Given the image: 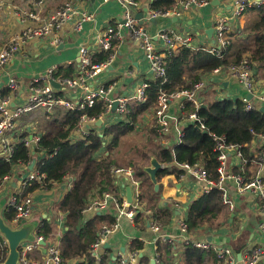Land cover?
<instances>
[{
    "label": "crops",
    "instance_id": "crops-1",
    "mask_svg": "<svg viewBox=\"0 0 264 264\" xmlns=\"http://www.w3.org/2000/svg\"><path fill=\"white\" fill-rule=\"evenodd\" d=\"M38 1L0 0V5L3 6L0 11V53L14 35L21 33L27 26L35 24L31 21H24L25 11H40L41 17L44 18L53 14L64 3L72 2L77 8V11L81 12L79 16L89 14L92 16V20L82 22V28L80 30L74 28V22L66 24L58 33L61 39V44L58 48H53L50 45V40L47 38L29 42L7 66L0 70V96H9L11 94V90L8 87L11 79H16L19 82L20 87L12 106L28 101L29 96L32 94L30 83L37 76L44 74L49 68L55 67L57 72L62 67L76 64L79 73L77 59L80 57L81 48L83 46L89 47L92 54L101 52L99 38L108 28L118 27L120 24L123 25L125 23L127 10L116 0H44L43 5L37 7L36 3ZM233 2L234 0H209V3L203 7L193 6L184 12L178 24L173 22L174 16L166 17L163 15L154 17L155 21L152 22V11L148 5L150 0L142 4L139 3L140 7L131 9V12L134 14L135 19L138 15H143L142 20H136L153 37L156 45L159 47L163 48V45L158 38V34L163 30H171L190 35L192 39L188 47L190 46L193 50H206L215 41L216 19L221 14L228 13L233 7ZM145 9L149 11L146 13ZM259 18L260 14L258 10L254 8L246 12L242 17L231 22L232 51L229 52L231 58H234L240 48L253 45L254 40L250 36V32L252 26L259 21ZM112 52L113 58L110 66L93 81L95 86L110 83L116 84V88L112 92L111 97H117L119 95L130 96L138 90L141 84L154 79V74L145 57L140 42L133 39L127 27L123 26L119 28V37L115 38L113 42ZM209 74L203 76L202 79L206 78ZM207 79L210 84L199 96L201 106H206L211 102L222 99H243L248 96L239 81L236 78L230 77L227 73L216 76L210 74ZM254 80L257 84V94H264V68H259V66L255 65ZM41 85V83L37 84V86ZM4 90H8L6 95L2 94ZM58 91L61 97L73 100L74 102L80 101L84 94L82 90H64L61 86ZM137 105L138 103L131 102L129 109ZM59 109L68 110L63 106L57 107L49 113L39 109L23 115L18 120L14 132L7 135L6 142L15 149L16 143L25 139L21 138L23 135H27L26 138L29 139L32 136L40 135L42 137L49 131V122L51 123L58 116L57 111ZM154 109L155 103L152 105L150 111L142 114L136 126V129L138 126H144L147 129L150 128L152 130L151 132L155 133H143L145 137L143 141L146 149L142 150L140 154L138 153V156L131 161L129 166L125 167L119 164V167L116 169H133V164L138 169H145L151 166V161L155 158L161 163V170L168 169L169 167L176 168L177 170L173 171V169H170L172 171L167 174H163V171L161 172L160 170L157 176L158 191H156L150 176L149 178L140 177L135 168L134 177L140 181L139 188L132 185L133 176H128L124 173L114 175L117 191L114 190L109 193L120 196L127 202L125 188L127 184L131 186L133 201L137 198L138 192H141L140 196L142 198L140 199V203L144 209L143 213L146 216L144 220H147V222L137 223L127 217H122L119 221L120 226L118 230L110 234L107 238L106 243H109L110 246L108 248L103 246L99 250L100 259L98 262H101L104 257L109 256L111 258L109 260L110 264H120L119 253L130 261V255L137 253L136 260L132 261L131 264H144L142 259H148L150 264H161L162 260L164 262L168 261L169 264H184L185 253L189 247L185 242L187 238L193 241L210 242L215 247L231 248L237 255V264H264V255L257 262L253 263L246 258L245 254L246 250L255 248L264 249L263 200L255 196L252 192H240L234 181L227 180L222 184V188H220L228 195L229 200L232 202V207L224 205L221 214L212 226L204 225L190 233L187 232L186 235L182 233L180 222L187 217V208L190 203L204 195V183L192 174L184 171L180 165L176 163L167 164L161 152L163 149H169L174 155L177 143L179 142L180 131L182 130L185 133V130L191 122L187 120V115L181 109L180 105L173 103L171 109L176 121L173 123L169 133H162L157 125ZM118 122L120 121L116 119L115 112H111L104 119L101 127L90 123H87L86 126L90 125L92 129L102 133L104 128L110 127ZM73 136L74 140L84 139L81 138L78 132H75ZM110 141L111 137H106V144ZM4 146V142H0L1 157L4 156ZM250 148L255 157L260 153H264V140H254ZM113 154L115 157L116 152L114 151ZM157 155L160 157L159 159L156 158ZM45 156L46 153H41L38 158L41 159ZM38 158L36 157V160L33 161L35 162L33 171L36 169V162L37 160L39 161ZM116 160L118 161L117 158ZM252 166H254L251 170L252 176H249L245 169L242 170L245 167V163L238 156V153L234 150L228 153V172L241 174L239 171H242L246 175L244 176L243 173L241 175L247 179H253L261 175L264 180L262 162L259 161V164L254 163ZM31 171L30 166L26 167L21 165L15 168L13 175L5 180V183L0 188V203H3L5 206L4 213L10 207L9 202L11 197L14 194L18 195L21 191L23 179L27 178ZM66 180H69V178ZM71 187L72 182L70 179L63 184L55 183L50 189H40L29 195L33 199V215L29 222H37L40 227L43 220L47 219L55 227L56 238L53 241L46 240L47 244H56L59 247V239L67 229L64 224L65 217L57 210L56 206ZM145 193L147 195H144ZM94 196L96 199H100L104 196V193L102 195L95 194ZM153 204H157L160 208L167 207L174 210V215L169 225L160 228L158 231L152 230L151 227L153 225L149 223L153 212L147 213L151 210ZM117 213L116 206L110 204L101 214L110 215V217L115 218ZM98 214L100 213H87L85 211L84 215L82 213V216L87 221ZM210 238L211 241L209 240ZM134 241L143 243V249L132 251ZM159 248H161L160 252ZM167 251L170 252L169 255H167ZM44 254L45 249L43 248L35 251L32 257L40 259L44 257ZM81 261L83 260H72L66 262V264H78ZM153 261L154 263H152ZM205 264L216 263L214 260H208Z\"/></svg>",
    "mask_w": 264,
    "mask_h": 264
},
{
    "label": "trees",
    "instance_id": "trees-1",
    "mask_svg": "<svg viewBox=\"0 0 264 264\" xmlns=\"http://www.w3.org/2000/svg\"><path fill=\"white\" fill-rule=\"evenodd\" d=\"M134 1L142 4L149 0ZM176 2L177 0H150L148 5L152 12L165 14L176 6ZM257 10L260 18L252 26L250 32L254 43L250 47L240 48L234 58L229 55V52L232 51L231 44L223 50L221 56H216L204 49L193 50L188 46L167 53L164 59L165 77L154 78L146 82L148 84L147 100L130 108L125 120L104 128L102 133L93 129L86 138L74 140L73 134L83 117L99 118L105 113L106 104L100 100L92 108L59 109L58 114L55 112L58 116L51 123L49 122V131L41 137L34 150L26 147L21 141L16 143L10 160L7 161L6 158L0 156L1 188L6 178L13 175L15 168L21 165L29 167L36 157L38 158L41 153H46L44 158H38L39 161L36 162V171L39 174H44L45 178L41 181L36 180L27 187L22 193L23 198L40 189H50L55 183L63 184L71 179L72 187L56 206L57 210L64 215V224L67 228L59 239V248L65 262L83 260L78 264H110L109 256L98 262L92 255L91 247L100 238L104 227L110 228L115 224V218L110 215L98 214L85 221L82 213L88 207L91 199L95 198V194L102 195L117 191L113 170L119 167V162L113 153L124 137L135 132L142 114L150 111L161 92L172 94L188 89L193 83L200 81L203 76L218 68L224 69L233 64H239L247 56L259 68H264V5L258 7ZM111 54H113L112 51L93 53L92 63L106 62ZM77 67L76 64L62 67L54 77L56 79L73 78L79 74ZM7 93L8 90H4L2 94L6 95ZM184 113L187 116L196 113L200 123L188 125L174 155L169 149L162 150L161 154L167 164L176 163L180 166L201 164L209 179L218 182L220 178L218 153L215 151V141L212 135L225 136L228 145L240 148L243 160L246 161L242 170L245 169L248 175L252 176L251 170L254 167L252 165L259 164V160L254 156L250 145L254 140H261L260 137L264 134L262 109L247 110V104L243 99H222L206 106L202 105L198 109L192 103L187 102ZM26 137L27 135H23L21 138ZM106 137H111L108 144L105 142ZM53 153L56 154L51 157L50 155ZM158 155L157 159L160 158ZM133 167L136 168L140 177L149 178L145 169H138L134 164ZM170 169L177 170L169 167L161 172L167 174L172 171ZM239 173L244 175L242 171ZM67 178L69 180H66ZM246 180L252 179L246 178ZM223 194V190L215 187L210 193L204 194L190 203L185 218L189 233L204 225L212 226L216 222L224 206ZM141 198L142 196H140ZM151 211L153 214L149 223L157 224L159 228L168 226L174 215L173 209L160 208L157 204L151 206ZM4 217L9 224H12L16 217V211L9 207L5 210ZM145 217L144 213L138 212L135 222L146 223ZM37 235L43 237L44 240L53 241L56 238L53 223L44 219L37 230ZM133 244L132 251L143 249V243L134 241ZM160 250L161 248H159V252ZM166 253L170 254L168 251ZM7 255L8 246L0 235V264L6 260ZM142 260L144 264H150L148 259ZM208 260H214L216 264L220 263L214 250L189 246L185 253L184 264H205ZM161 264H169V262L162 260Z\"/></svg>",
    "mask_w": 264,
    "mask_h": 264
},
{
    "label": "built area",
    "instance_id": "built-area-1",
    "mask_svg": "<svg viewBox=\"0 0 264 264\" xmlns=\"http://www.w3.org/2000/svg\"><path fill=\"white\" fill-rule=\"evenodd\" d=\"M111 1V0H110ZM121 6L126 8L127 12L125 15V23L120 24L118 27H110L107 31L99 38L102 51L111 52L113 50V42L115 38L119 37V28L127 27L132 35L133 39L140 42L146 59L148 60L151 70L154 74V78H164L165 77V65L164 59L167 53L176 51L177 48L188 46L191 42V36L187 34H181L176 31L163 30L158 34V38L161 40L163 48L156 45L153 37L149 35L146 30L138 24L135 19L134 14H132L131 9L140 7L139 3L134 0H116ZM44 0H39L36 6H42ZM209 3V0H177L176 6L171 10L167 11L165 14H160L152 12V18L158 17L160 15L166 17H177L182 18L185 11L189 8L203 7ZM264 5V0H234L233 7L228 13H223L215 21V41L214 44L207 48L206 50L210 53L221 56L223 50H225L232 42V28L231 22L237 18L242 17L246 12L251 9L258 8ZM3 8L0 5V11ZM77 11V8L72 2H66L60 6L53 14L42 18L41 12H28L25 11V22H33L34 25L27 26L21 33L14 35L9 43H7L0 53V70L7 66L10 61L19 53L24 46L29 42L39 39H49L50 45L53 48H58L61 44V39L58 33L62 28L70 23H75V29L80 30L82 28V22L87 20H92V16L89 14H82ZM173 17V18H174ZM190 47V46H189ZM92 51L89 47L83 46L80 50V64H79V74L73 78L66 79H56L54 77L56 73V68H49L44 74H41L34 78L30 83V89L32 94L29 96L28 101L22 104L12 106L15 98L17 97V92L19 90V82L16 79H11L8 87L11 90L9 96H0V142H4V158L10 160L14 153V148H12L6 142L8 134L14 132L18 120L25 114L31 113L34 110L42 109L45 112H52L57 107L65 106L68 110H75L76 108L85 109L92 108L98 101L103 100L106 104L105 113L99 118L88 119L83 117L81 123L79 124L76 133L78 132L81 138L87 137L91 130L88 128L87 123L96 124L99 120H103L111 113L115 112L116 119L119 121L125 120L128 112L129 105L131 102H136L138 104L143 103L147 100L146 90L148 84L145 82L141 84L136 92L132 95H119L117 97H111L112 92L116 88V84L110 83L107 85L95 86L93 81L104 72L111 64L113 54L110 58L103 63L93 64L92 63ZM254 69L255 64L247 56L239 64H233L227 68H218L211 72L213 76L220 75L222 73H227L230 77L236 78L239 83L244 87L248 95H252L253 99L251 101L247 100V96L243 98L244 102L247 104V110L255 109V107L264 106V94H257V84L254 80ZM209 74V75H210ZM209 75L207 77H209ZM204 78L192 84L188 89L174 92L168 94L166 92H161L155 102L154 115L157 120V125L160 132L169 133L173 123L176 121L175 115L172 113V104L178 103L181 109L184 110L185 103H192L197 109L201 106V101L199 96L203 90L210 84L208 79ZM52 82H57L60 84L61 88L64 90H82L83 95L80 101L74 102L73 100H68L59 96L58 90L53 85ZM41 83V86L37 84ZM117 102V107L115 110L114 104ZM187 120L192 124L200 123L199 117L196 113H192L187 116ZM202 128H204L201 125ZM74 132V133H75ZM74 135V134H73ZM184 137V133L181 130L179 133V142L177 146L181 144V140ZM215 141V151L218 153V173L220 175L219 181H213L209 179L204 167L201 164L195 165H181L184 171L195 176L199 181L204 183L203 191L204 194L210 193L215 187L222 188L227 180L236 182L238 190L240 192H252L255 196L263 200L264 209V180L261 175L256 176L254 179L247 181L246 178L241 174H235L228 172V153L234 150L238 153V156L243 160L240 148L236 146H230L227 143V138L225 136L212 135ZM264 140V134L260 137ZM74 139V136H73ZM41 140V136H32L31 139L25 138L22 142L31 150H34L38 146ZM56 153L51 154L53 157ZM262 162V169L264 170V153H260L256 157ZM244 163L246 161L243 160ZM31 170V169H30ZM127 174L128 176H133L132 185L139 188L140 181L134 177L135 170L129 169H114L113 174ZM9 177L6 178V180ZM45 178L44 174H39V172L31 171L29 176L23 179L21 183V191L14 194L10 199V207L16 211V217L13 221L16 225H21L23 220L29 221L33 215V199L31 196L25 198L22 197L23 191L29 187L35 180L41 181ZM140 194L138 192L137 198L134 199L132 204H128L120 196L112 193H104V196L100 199H91L88 207L83 211L87 213H102L110 205L114 204L117 208V215L115 217V224L108 228L104 227L100 238L91 247L92 255L99 261L100 255L99 250L106 244L107 238L110 234L118 230L120 226V219L122 217H127L131 221H135L138 212H144L140 203ZM223 205L232 207V202L229 200L228 195L223 194ZM148 211L147 213H150ZM181 231L184 235L188 232V225L185 220L180 222ZM152 230L158 231L160 228L157 224H154ZM42 242H46L43 237L36 235V239L33 242H27L21 245V264H66L60 248L56 244H47L43 246ZM185 242L189 246L203 250H214L216 256L220 261V264H237V255L229 247H215L210 242H199L190 239H185ZM45 249V254L43 258L37 259L32 257V254L39 250ZM246 258L253 263L264 255V249H250L245 251ZM137 253L131 254V261L124 255L119 253L120 264H131L132 261L136 260ZM242 256V255H241ZM243 257V256H242Z\"/></svg>",
    "mask_w": 264,
    "mask_h": 264
},
{
    "label": "water",
    "instance_id": "water-1",
    "mask_svg": "<svg viewBox=\"0 0 264 264\" xmlns=\"http://www.w3.org/2000/svg\"><path fill=\"white\" fill-rule=\"evenodd\" d=\"M149 10L145 9V12L147 13ZM137 20H142L143 15L140 14L136 18ZM180 18L174 17L173 22L178 24ZM151 21L154 22L155 19L151 18ZM81 60L80 57L77 59V63L80 64ZM52 85L59 89L60 84L57 82H52ZM253 99L252 95L247 96V100L251 101ZM117 102L114 104L113 110L117 107ZM205 106V105H204ZM262 112L264 113V106L262 108ZM103 124V120H99L96 123V126L101 127ZM90 128V126H88ZM35 165V162H33L30 165V169L33 170ZM162 169L161 163L158 162L155 158L151 161V166L148 168H145V172L150 176L153 184L155 185L156 191L159 189V185L157 182V176ZM126 188V195H127V203L132 204L133 203V196L131 191V186L127 184L125 186ZM4 204L0 203V235L5 240L7 246H8V255L6 260L1 264H21V253H20V247L22 244L27 242H33L36 239V231L38 230L39 224L37 222H29L27 220H23L21 222V225L19 226H13L9 224L5 217H4ZM151 226L150 224H148ZM67 230V229H66ZM211 241V238L209 239ZM42 245L45 246L46 242H42ZM105 248H108L110 246L109 243H106ZM154 263V261L152 262Z\"/></svg>",
    "mask_w": 264,
    "mask_h": 264
},
{
    "label": "rangeland",
    "instance_id": "rangeland-1",
    "mask_svg": "<svg viewBox=\"0 0 264 264\" xmlns=\"http://www.w3.org/2000/svg\"><path fill=\"white\" fill-rule=\"evenodd\" d=\"M151 131L150 128L147 129L144 126H138L134 133L123 139L121 146L115 150V157L118 159L120 165H124L125 167L129 166L131 161L138 156V153L140 154L142 150L146 149L143 141L145 138L143 133L155 134ZM13 226L16 225L13 224Z\"/></svg>",
    "mask_w": 264,
    "mask_h": 264
},
{
    "label": "bare ground",
    "instance_id": "bare-ground-1",
    "mask_svg": "<svg viewBox=\"0 0 264 264\" xmlns=\"http://www.w3.org/2000/svg\"><path fill=\"white\" fill-rule=\"evenodd\" d=\"M17 54H19V53H16L15 55H17ZM166 57V56H165ZM255 108H258V107H255ZM263 107H259L258 109L259 110H261ZM8 161V160H7ZM148 167H150V166H148ZM148 167H146V168H148ZM36 181V180H35Z\"/></svg>",
    "mask_w": 264,
    "mask_h": 264
}]
</instances>
